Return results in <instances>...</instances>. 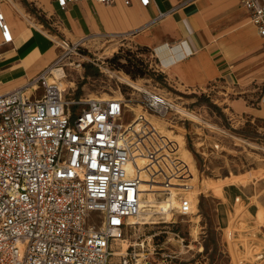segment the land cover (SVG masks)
Wrapping results in <instances>:
<instances>
[{
    "label": "built area",
    "instance_id": "obj_1",
    "mask_svg": "<svg viewBox=\"0 0 264 264\" xmlns=\"http://www.w3.org/2000/svg\"><path fill=\"white\" fill-rule=\"evenodd\" d=\"M54 1L65 10L82 1L146 7L153 0ZM1 2L2 44L9 46L14 36ZM240 2L264 42V0ZM50 20L41 25L45 32H61L62 22ZM60 40L51 64L25 85L0 90V264H110L113 244L142 214L144 184L160 187L155 191L166 200L177 193L170 211L195 213L180 144L130 106L165 118L174 102L147 88H134L139 94L129 99L76 98L54 70L65 68L81 45ZM133 258L126 252L121 264Z\"/></svg>",
    "mask_w": 264,
    "mask_h": 264
},
{
    "label": "rangeland",
    "instance_id": "obj_2",
    "mask_svg": "<svg viewBox=\"0 0 264 264\" xmlns=\"http://www.w3.org/2000/svg\"><path fill=\"white\" fill-rule=\"evenodd\" d=\"M49 4L50 0H40L39 4L45 7L43 9L48 15L52 13ZM26 16L33 25L43 30L35 19L28 14ZM141 29L129 31L132 35L126 37L112 36L110 31H121L113 27L110 31L102 28V31L87 35L84 46H80V51L70 59L77 60L81 65H67L66 78L62 83L67 92L76 98L129 99L133 92L134 97L138 96V91L120 81L119 76L125 75L139 81L142 88L166 95L174 102L175 108H181L182 111L176 108L170 117L158 118L148 111L144 112L136 102L130 104L137 115L150 117L180 144L181 156L189 165L187 177L190 183L186 189H189L188 195L194 203L195 213L181 215L171 210L165 218L160 207H154L157 211L149 214L151 220L148 221L159 223L132 225L125 236L126 241L115 242L112 252L120 251L122 244L126 243L128 247L123 254L128 252L134 256L130 264H264V227L260 226L256 211L252 223L248 224L243 218L251 206V203L248 204L251 193L264 195V178L258 176L250 179L240 203L232 204L233 215L229 216L228 228L230 234L219 222L221 200L213 195L216 180L232 173L264 168V129L262 132L249 129L245 122L242 125L231 123L229 118L234 116L235 111L232 103L243 95L233 83L212 81L186 86L176 80L156 57L159 53L153 50L155 47L143 46L138 42L135 34ZM263 51L264 45L258 52L262 54ZM155 59H158L159 66L155 63L151 66V60ZM135 62L143 71L137 70L133 65ZM257 67H264V54L255 63ZM90 68L92 71H88ZM260 85L255 96L245 99L247 105L259 107L257 103L264 93V83ZM241 101L244 103L243 99ZM155 187L157 190L160 188ZM225 187L233 202L231 195L238 190V185L226 184ZM171 193V197L176 198L177 193L174 190ZM156 199L166 200V196L156 194ZM251 202L254 203L253 199ZM142 241L145 242L144 248L140 246ZM123 254H112L110 264H121Z\"/></svg>",
    "mask_w": 264,
    "mask_h": 264
},
{
    "label": "crops",
    "instance_id": "obj_3",
    "mask_svg": "<svg viewBox=\"0 0 264 264\" xmlns=\"http://www.w3.org/2000/svg\"><path fill=\"white\" fill-rule=\"evenodd\" d=\"M39 4L40 0L1 2V9L14 36L13 45H3L0 31L1 91L25 85L30 77L51 64L59 55L57 40L63 36L72 42H86L87 35L102 31V28L109 31L112 27L118 28L121 31L109 32L116 37L132 35L129 31L142 28L135 34L138 42L155 47L153 50L159 53L156 57L176 80L186 86L212 81L233 83L243 95L232 103L235 111L234 116L229 118L231 123L242 125L245 122L249 129H264V93L258 99L257 108L247 105L245 100L255 96L256 89L264 83V67L255 68V63L264 54V51L262 54L258 52L264 42L240 0H153L146 7L138 1L132 5L121 1L112 4L82 1L65 10L50 0L49 10L52 13L49 15ZM161 12L164 16L160 18ZM27 14L40 26L50 25V18L60 20L61 32L47 34L44 29L33 25ZM154 63L160 65L158 59L151 60V66ZM88 71H92L91 68ZM258 176L264 178V168L232 173L216 180L213 195L221 200L219 222L228 234L232 204L240 203L248 182ZM226 184L238 185V190L231 195L234 203L229 199ZM249 203L251 206L243 218L248 224L252 223L256 211L258 222L264 227V195L251 193Z\"/></svg>",
    "mask_w": 264,
    "mask_h": 264
},
{
    "label": "bare ground",
    "instance_id": "obj_4",
    "mask_svg": "<svg viewBox=\"0 0 264 264\" xmlns=\"http://www.w3.org/2000/svg\"><path fill=\"white\" fill-rule=\"evenodd\" d=\"M76 42H78L81 46H84V44L86 43L83 40H78ZM59 43H61L60 39L57 40V44L58 45H59ZM65 62H66V64H64V65H68V66H71V67H73V66H78L79 67L80 66V64H78L77 60L76 61L75 60H66ZM54 71H55L56 77L59 80V82H58L59 85L62 88L66 89V87H64L63 83H62V80L65 79V72H64L65 68L61 67V68L55 69ZM119 79L123 83H125V84H127V85H129V86H131L133 88H137V89H141L142 88V86L140 85L139 81L131 80L128 76L120 75ZM105 99H110V97L105 98ZM176 108L178 110L182 111V109L179 108L178 106H176ZM150 186L151 185L144 184V188H143L144 191H145L144 192L145 193V198H144V200L142 202V210L143 211H142L141 215H143L144 213L146 215L143 218H139L140 220H133V223H135V224L136 223H141V224L159 223L158 221H155V220L151 221V222L148 221L150 219L149 214L152 213L153 211H157L156 209L155 210L153 209L154 207L155 208L156 207L165 208L166 209V213L165 214L163 213V214L165 215L164 217L166 218L167 214L170 211V208L173 207V206H177L178 205V201L176 200V198L174 196H172L169 200H161V201L157 200L156 199L157 191H155V190H157V188L155 186H151V187ZM141 219H143V220H141ZM120 241L123 242V241H126V240H120ZM127 247H128L127 244L123 243L122 244V249L120 251H114L113 255H121V254H123L125 252V250L127 249Z\"/></svg>",
    "mask_w": 264,
    "mask_h": 264
},
{
    "label": "trees",
    "instance_id": "obj_5",
    "mask_svg": "<svg viewBox=\"0 0 264 264\" xmlns=\"http://www.w3.org/2000/svg\"><path fill=\"white\" fill-rule=\"evenodd\" d=\"M130 62H132V61H130ZM133 65H135V67H137L138 71H143V69H140L138 62L133 63Z\"/></svg>",
    "mask_w": 264,
    "mask_h": 264
},
{
    "label": "snow or ice",
    "instance_id": "obj_6",
    "mask_svg": "<svg viewBox=\"0 0 264 264\" xmlns=\"http://www.w3.org/2000/svg\"><path fill=\"white\" fill-rule=\"evenodd\" d=\"M146 2H147V0H146Z\"/></svg>",
    "mask_w": 264,
    "mask_h": 264
}]
</instances>
